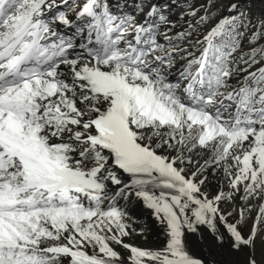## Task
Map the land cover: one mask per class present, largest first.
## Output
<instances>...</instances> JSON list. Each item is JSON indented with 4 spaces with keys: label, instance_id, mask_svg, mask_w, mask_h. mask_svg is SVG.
Segmentation results:
<instances>
[{
    "label": "bare ground",
    "instance_id": "6f19581e",
    "mask_svg": "<svg viewBox=\"0 0 264 264\" xmlns=\"http://www.w3.org/2000/svg\"><path fill=\"white\" fill-rule=\"evenodd\" d=\"M66 2L9 1L0 19V43L20 20L48 26L43 40L56 57L41 84L15 96L24 111L20 126L39 136L41 148L53 158L81 170L97 168L109 187L31 195L19 166L5 160L0 191L28 213L0 218V229L25 245L21 253L43 258L32 264H249L253 254L255 264H264V169L254 171L260 174L254 182L244 180L235 184L243 189L231 190L229 184L237 183L235 161L225 154L231 149L226 146L229 127L242 132L229 136H249L238 146L264 141V0H77L72 10L59 9ZM70 18L76 26H67ZM179 30L191 34L177 40ZM207 31L213 36L203 37L202 44L211 40L210 55L218 67L210 63L207 77L221 75L223 82L194 88L188 69L197 51L189 59L192 65L182 67L179 61L189 52L183 47ZM127 43L143 52L133 66H128ZM105 47L113 56L100 65L120 82L97 94L82 75L98 66ZM148 69L151 79L144 76ZM138 88L166 111L149 116L141 110ZM192 91L197 112L180 102ZM212 102L218 105L206 113ZM109 110L121 116L126 153L133 159L123 171L112 163L121 150L101 149L93 141L91 120ZM40 201L50 204L46 211L39 209ZM72 203L77 207L68 212ZM243 229L250 232L241 235ZM257 229L251 243L250 233Z\"/></svg>",
    "mask_w": 264,
    "mask_h": 264
},
{
    "label": "rangeland",
    "instance_id": "374dc122",
    "mask_svg": "<svg viewBox=\"0 0 264 264\" xmlns=\"http://www.w3.org/2000/svg\"><path fill=\"white\" fill-rule=\"evenodd\" d=\"M66 4V3H65ZM74 4H75V2H73V1H71V2H69L68 4H67V6H68V8L69 9H67V10H63V11H69V10H72L73 8V6H74ZM188 5H190V4H188ZM58 6H60L59 7V9H62V5H58ZM58 9V10H59ZM100 9H104V8H100ZM117 11H119V9H115L114 10V12H117ZM119 13V12H118ZM71 19V18H70ZM68 22H73V24H75V26H76V23H77V20L75 19V18H72L71 20H69ZM138 23L139 24H141V25H143L144 27H145V22L143 21V20H139L138 21ZM177 34H176V38H177V40L178 39H183V38H185V37H187L188 35H190L191 33H184V32H180V30L179 31H177L176 32ZM244 32H242V31H240L239 32V35L241 36L242 34H243ZM155 34H157V33H155ZM227 34H229V36H230V33H227ZM211 36H213V34L210 32V31H207V32H203L200 36H194V38H195V41L192 43V45L190 46V47H187V46H185V47H183V49H187V50H189V52H188V55L185 57V58H183L182 60H180L179 61V64H181L182 65V67L183 66H185V65H192L190 62H189V59L191 58V56L196 52V54H198L199 52H200V50H201V48H202V46L204 45V44H202V41L204 40V38H208V37H211ZM204 37V38H203ZM230 38H231V36H230ZM229 43H231V41L229 42ZM133 47V46H132ZM210 63H213L215 66H216V68L218 69V67H217V65H216V59H212L211 61H210ZM182 67H181V69H182ZM177 78H178V76H177ZM181 78V77H180ZM263 79H264V73H263ZM162 87V86H161ZM246 89H253V87L252 88H250L249 86H246L245 87ZM161 93L163 94V95H167V96H171V95H168V94H166V93H164L163 91H162V88H161ZM89 96V95H88ZM90 98H93V97H91V96H89ZM172 97V96H171ZM173 98V97H172ZM221 100H222V102L223 101H225L226 102V100L225 99H223V98H221ZM235 103V102H234ZM218 104H216L215 102H212V104H210V106L209 107H207V109H208V111L206 112V113H209L210 112V109H211V107H213V106H217ZM226 105L227 106H230V103L227 101L226 102ZM210 108V109H209ZM216 109H218V108H216ZM181 116H182V118H181ZM186 117V115L185 114H181L180 115V118L177 120V122H179L180 120H182L183 118H185ZM247 137H249V136H245V137H243V136H241V137H238V138H232V139H230L231 137H229L228 138V143H227V148L228 147H231V149L230 150H227V151H225V154H230V158H233L234 159V161H235V166H234V168L236 169L235 171H233V173H232V179H233V181L234 182H237V183H233V184H229V186L231 187V190H235V191H237L239 188H241V189H243V187H241L240 185H235V184H239V182L241 183L242 181H252V182H254V180L260 175V174H257V172L258 173H260L259 172V167H262L263 169H264V155L262 156V154L261 153H263L264 154V141L262 142V140H256V143H255V140H252V141H250V142H248V144L250 145H246L245 144V146H238V144H241L242 143V141L243 140H245ZM212 138H213V136H210V137H208V143L209 142H211L212 141ZM262 142V143H259V142ZM257 142H258V144H257ZM237 145V146H236ZM256 145V146H255ZM263 145V146H262ZM236 146V150L237 151H233V149H234V147ZM251 147V148H250ZM256 147V148H255ZM261 148V149H260ZM262 148H263V150H262ZM248 150H255V152H257V153H255L254 151L252 152V153H254L253 155H250L249 154V152H248ZM262 151V152H261ZM259 152V153H258ZM239 153V154H238ZM260 154V155H259ZM77 155H79V154H77ZM243 155V156H242ZM256 155V156H255ZM257 156L259 157L258 159H257ZM254 157H256V159L254 158ZM262 159H263V161H262ZM258 160V161H257ZM259 160H261L260 162H259ZM259 164H258V163ZM261 163V164H260ZM263 164V165H262ZM243 167H242V166ZM245 165V166H244ZM253 165V166H252ZM255 165V166H254ZM255 167H258V168H255ZM240 170V171H239ZM253 171V172H252ZM254 171H257V172H254ZM236 172V173H235ZM238 172V173H237ZM240 172V173H239ZM246 173V174H245ZM234 174V175H233ZM236 174V175H235ZM256 174V175H255ZM239 177V178H238ZM245 177H246V179H245ZM255 178V179H254ZM239 179V180H238ZM236 180V181H235ZM241 180V181H240ZM254 184V183H253ZM253 184H249V186L246 188V190L245 191H249V189H250V187L253 185ZM237 188H235V187ZM233 187V188H232ZM235 188V189H234ZM145 212H148L147 210H144ZM257 221L255 220V221H253L252 223L254 224V223H256ZM253 224H251V225H253ZM244 230V231H243ZM242 231H240V233H241V235H243V234H245L246 233V231H248L247 229H243ZM258 231H259V229H257L256 231H254V233L252 232V233H250L251 235H250V237H251V239H250V241H251V243L254 241V239H255V237H256V235H257V233H258ZM248 232H250V231H248ZM263 241H264V239H262ZM247 241H249V239L247 240ZM249 246L247 245V248H248ZM255 254H253V255H251V257H249V261H251V262H249V264H255V263H257V258H256V255L254 256ZM252 259V260H251ZM255 260V261H254ZM253 262V263H252Z\"/></svg>",
    "mask_w": 264,
    "mask_h": 264
}]
</instances>
